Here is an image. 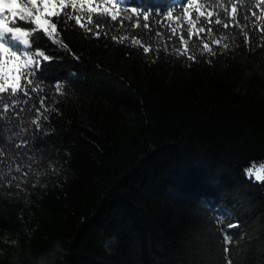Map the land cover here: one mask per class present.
Here are the masks:
<instances>
[{"label":"trees","instance_id":"trees-1","mask_svg":"<svg viewBox=\"0 0 264 264\" xmlns=\"http://www.w3.org/2000/svg\"><path fill=\"white\" fill-rule=\"evenodd\" d=\"M197 5H206L199 20ZM207 5L124 0L99 39L78 25H58L52 37L33 32L43 36L36 50L52 59L40 58L43 91L16 105L18 116L0 115V137L27 142L15 149L24 155L0 157V264H226L225 255L264 264V182L244 173L264 162V7ZM131 8L149 14V28L128 27L142 20ZM225 12L228 28L214 23ZM75 14L92 27L86 11ZM197 42L216 54L201 55ZM226 233L233 244L223 243Z\"/></svg>","mask_w":264,"mask_h":264},{"label":"snow or ice","instance_id":"snow-or-ice-1","mask_svg":"<svg viewBox=\"0 0 264 264\" xmlns=\"http://www.w3.org/2000/svg\"><path fill=\"white\" fill-rule=\"evenodd\" d=\"M231 0H224V3H230ZM124 0H108L109 6L104 4H95L93 0H27L26 3H21L20 0H0V115L7 113L10 108L13 110L14 115L18 116L19 112L16 111V105H25L28 100L25 97L32 98V94L38 91H43L39 87V69L41 67L42 58L43 61H50L52 57L46 54L45 51H37L36 48L40 47V41L43 40V36H33V32L36 29L41 30L46 33L49 37L57 34V27L60 25L61 29H76L78 25L80 29H83L85 33H92L96 39L100 38V29L105 27L111 22H117L118 17L121 15V5H123ZM188 0H185V4ZM216 0H208V5H215ZM241 4H245L247 7H251L255 4V0H241ZM260 5L264 7V0H260ZM206 5H197L196 11L199 16L196 17L199 20L200 16H204L205 13L201 11V7ZM87 12V24L92 27H86L85 23H82V16L75 14L77 12ZM133 17L142 16V20H137L135 25L129 24L128 27H142L149 28L150 24L143 23V21H149V14H141L136 8L130 9ZM183 16L187 17L188 24L192 28L196 25L193 23L192 16L188 8L182 6ZM231 12L233 14L237 13V7L232 6ZM4 13H8L11 16V20ZM96 13L93 17L91 14ZM174 13L172 11L167 12L166 18H172ZM213 12L208 11L207 16L212 17ZM55 17L57 19L53 20ZM242 19L244 17H241ZM176 19H181L179 14H176ZM74 20V24L70 23ZM23 22V23H18ZM213 21L208 20L201 24L199 27V32L204 33L208 23ZM27 23L34 27L25 28L24 24ZM216 25H221L222 28H228L227 12L223 16L217 14V18L214 20ZM175 29H173V32ZM209 35L213 34L211 28H207ZM221 29H217L216 33L219 34ZM186 36H181V39L185 42V49L183 52H178V55H185L188 51L187 40L191 37V30L186 29ZM159 35V33H157ZM229 33L224 32L222 35H216L213 39V43L220 44L222 39L228 38ZM29 37H32L31 41ZM116 40L117 37H111ZM127 37H119V42L123 43ZM247 39V37H246ZM264 39V37H261ZM47 43V42H45ZM54 43L59 44L63 48H67V45L62 43L60 40H55ZM133 45L140 44V40L133 39L131 41ZM35 45V47H31ZM225 49L229 48L228 44L223 45ZM51 47V45H48ZM194 48L200 49V54L203 55L205 51L210 54L215 55L212 48L209 46L208 42H204L201 48L199 42L193 45ZM150 51L149 47H143V52L148 53ZM189 61H196L195 55H187L186 57ZM22 79L25 83L22 85ZM56 92L63 94V89L60 84L55 86ZM33 103L41 107H45L43 98L36 96L33 98ZM23 110L22 108L20 109ZM44 119H47L45 116ZM8 123L13 122V117H7ZM31 123L37 125V120L33 119ZM7 125L0 121V129L6 127ZM26 141H21V144L11 143L9 144L2 137H0V157L3 156L4 152L11 149L14 155H24V153H17L15 149L22 146H26ZM7 145V148L5 147ZM2 162V161H0ZM257 163L259 166H257ZM244 173L249 177H254L257 182H264V162H253L250 166L244 169ZM27 174V173H26ZM11 179H17L16 177H11ZM19 188V184L16 185ZM35 187V184L33 185ZM229 228H238V223L228 224ZM223 243L225 245L233 244L231 235L226 233L223 237ZM230 251L228 247H223V252L227 254ZM224 260L226 264H232L231 259L225 255Z\"/></svg>","mask_w":264,"mask_h":264},{"label":"rangeland","instance_id":"rangeland-1","mask_svg":"<svg viewBox=\"0 0 264 264\" xmlns=\"http://www.w3.org/2000/svg\"><path fill=\"white\" fill-rule=\"evenodd\" d=\"M20 2H21V3H26L27 0H20ZM113 2H115V0H113ZM93 3H94V5H95V4H104V5L110 7V5L108 4V0H93ZM192 3H194V0H192ZM191 7H192V6H191ZM4 15H7V16L9 17V20H11V16H10V14H8V13H4ZM0 18H3V17L0 16Z\"/></svg>","mask_w":264,"mask_h":264}]
</instances>
